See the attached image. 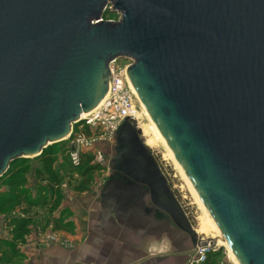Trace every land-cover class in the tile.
I'll list each match as a JSON object with an SVG mask.
<instances>
[{"label":"water","instance_id":"95a60500","mask_svg":"<svg viewBox=\"0 0 264 264\" xmlns=\"http://www.w3.org/2000/svg\"><path fill=\"white\" fill-rule=\"evenodd\" d=\"M117 58L236 263L264 264V0H0V177L66 139ZM141 146L131 178L185 219Z\"/></svg>","mask_w":264,"mask_h":264},{"label":"crops","instance_id":"0c3cea01","mask_svg":"<svg viewBox=\"0 0 264 264\" xmlns=\"http://www.w3.org/2000/svg\"><path fill=\"white\" fill-rule=\"evenodd\" d=\"M108 175L91 192H69L70 214H19L30 219L24 242L0 264H186L192 240L170 214L146 203L145 186Z\"/></svg>","mask_w":264,"mask_h":264},{"label":"rangeland","instance_id":"374dc122","mask_svg":"<svg viewBox=\"0 0 264 264\" xmlns=\"http://www.w3.org/2000/svg\"><path fill=\"white\" fill-rule=\"evenodd\" d=\"M105 14V15H104ZM104 14L101 19L105 20H118V12H113L108 7L106 8ZM107 17V18H105ZM125 62V61H124ZM120 63H123L121 61ZM140 105V103H139ZM139 115V114H138ZM138 122H133L135 126V130L139 135V139L144 143V137L142 135L141 128L143 125L148 123L146 116L142 111V106L140 105V115L137 117ZM79 123L72 124L73 132L77 131V127ZM112 143V141H111ZM145 144V143H144ZM66 140H61L55 143L48 144L46 149L50 150V158L53 161L52 170L59 172L61 176L60 182V200L58 207L54 208L59 211V214H70V208L65 207L64 200L71 196L69 192H75V194H79L82 192H91V189L101 183L107 177V169L110 167V157L113 155L114 149L111 148L108 143H101L99 146L106 154V158L103 166L97 165L96 163H91L94 166V169L87 174L86 177H81L82 170H84V165L78 167H72L69 164L67 153H66ZM115 143L113 144V146ZM145 148L149 151L150 155L153 156L161 168V172L163 173L164 179L170 186L173 191L176 199L187 216L192 228L196 231L198 227V217H203L201 203L197 200L195 194L191 190L188 185L184 175L177 167L173 157L166 150V148L160 143L156 141L155 144L148 146L144 145ZM45 156H49L46 153ZM44 158H47L45 157ZM21 165H27L28 171L24 175L25 182L24 183H10V178H5L3 182H0V197L3 196H16L19 198V202L12 209H8L5 211V215H13L19 217V214H36L33 210H29L24 207V212H21L23 205V199L26 200H35L38 197L47 198L49 197V193L46 191L45 183H40L36 177L35 170L42 169V161L39 158V155L27 157L24 159V162L20 163ZM16 168V166L14 167ZM45 211H48L46 209ZM44 212V211H43ZM18 214V215H17ZM48 214H51V211H48ZM4 215L1 216L0 221V258L6 260L8 258L12 259L17 256V254L13 253L11 250L7 248V244L12 240V237H9L8 230L4 229V225L2 222ZM4 230L6 233H4ZM204 234V233H203ZM205 236H211V232H207L204 234ZM213 238V237H210ZM208 264H233L226 252V249L223 246H220L218 250L213 253V256L210 257Z\"/></svg>","mask_w":264,"mask_h":264},{"label":"built area","instance_id":"2783aa9c","mask_svg":"<svg viewBox=\"0 0 264 264\" xmlns=\"http://www.w3.org/2000/svg\"><path fill=\"white\" fill-rule=\"evenodd\" d=\"M121 61L123 63H120ZM130 64L131 61L118 58L110 62L106 96L93 112L78 119L77 131L73 132L71 129L70 134L64 139L67 143L68 161L72 167L80 166L85 154L92 156L91 163L103 166L106 154L99 147L101 143L105 142L112 146L118 129L125 121L138 122L139 100L130 86L126 73ZM196 238V244L186 253V264H202L220 247L204 235L196 233Z\"/></svg>","mask_w":264,"mask_h":264},{"label":"trees","instance_id":"16d2710c","mask_svg":"<svg viewBox=\"0 0 264 264\" xmlns=\"http://www.w3.org/2000/svg\"><path fill=\"white\" fill-rule=\"evenodd\" d=\"M105 15V14H104ZM107 18V17H105ZM46 153H48L49 156H45ZM50 150H47L46 148L39 154V158L42 161V169L41 170H35L36 172V179L40 183H45L46 185V191L49 193V197L42 198L38 197L35 200H26L23 199V202L25 204L23 205V208L21 212H24V207L27 209V212L29 210L35 209L40 210V212L45 211L48 209V211H53L54 208L58 207V204L60 203V182H61V176L59 172L52 170V163L54 160L50 158ZM47 157V158H44ZM25 158H20L15 160L13 163L10 164L7 172L0 177V182H3L5 178H10V183H24L25 178L24 175L28 171V166L24 164H20L21 162H24ZM92 156L89 154H85L82 158L80 166L82 164L84 165V170H82L81 177H86L89 172H91L94 169V166L91 164ZM16 166V168H14ZM79 168V167H78ZM61 189V188H60ZM19 202V198L12 195H7L0 197V215H4L3 217V223L4 226H6V229H8V233L11 234L12 240L7 244V248L11 250L13 253H17V250L15 249V246L17 244H22L24 242V235L27 233V227L30 224V219L26 217H17L12 215H5V211L8 209H12L15 205H17ZM38 213V212H37ZM213 256V254L209 255L207 260L202 264H208L210 257ZM0 260H3L0 258Z\"/></svg>","mask_w":264,"mask_h":264},{"label":"flooded vegetation","instance_id":"af4514ba","mask_svg":"<svg viewBox=\"0 0 264 264\" xmlns=\"http://www.w3.org/2000/svg\"><path fill=\"white\" fill-rule=\"evenodd\" d=\"M122 126H123V124H122ZM122 126L118 129L117 134H116L118 137L117 140H118V145L120 148H119V151L117 152V143L115 142V146H113L114 151L112 152L113 155L110 157L111 165L108 168V172H109L108 177L111 176V178H114V177H116V175H118V176L120 175V176H124L126 178H129V179L135 180L136 182L145 186L147 188L146 189L147 190V199H146L147 201H146V203H148L152 207V209L158 210V211H164L167 214H170L171 220L183 232H185L184 230L188 229L189 227H191V229H193L189 220L187 219V216L185 217V219H183V217L177 211H174L173 213L168 212L166 210L161 209L158 206L157 194L154 192V190L152 189V187L149 184H147L146 182H144L142 180H137V179L131 178L130 174L132 175V172H133V168H132L133 161L129 160L127 158L124 159L123 154L127 153V151L129 153L131 152L130 151V149H132L130 147L131 145L133 146V148H137V146L140 147L142 145L143 149H145L144 159L147 160L148 163H151L153 166L157 167V172L159 173V175L161 176L162 181H163L164 193L166 195L171 196V197L173 196L176 199V196L174 195L170 186L168 185V183L164 179V176H163V173L161 172L160 166L156 162L155 158L153 156H151L149 151L145 148V146H144L145 144L139 139V135L135 130L134 124L131 122H127L126 128L124 127L125 129L122 128ZM122 130H123V133L119 134V131H122ZM130 156L133 157L132 155H130ZM113 168H115L117 171H114ZM131 168H132V171H131ZM133 174H136V173L133 172ZM183 213H184V211H183ZM185 233L189 236L187 231Z\"/></svg>","mask_w":264,"mask_h":264},{"label":"bare ground","instance_id":"6f19581e","mask_svg":"<svg viewBox=\"0 0 264 264\" xmlns=\"http://www.w3.org/2000/svg\"><path fill=\"white\" fill-rule=\"evenodd\" d=\"M130 86L134 92V94L136 95V97L138 98L133 85L130 82ZM139 100V98H138ZM140 105L142 106V111L144 113V115L146 116L148 123L143 125L141 128L142 131V135L144 137L145 140V145L151 146L153 144L156 143V141H159L160 143H162V145L166 148V150L171 154V156L173 157L177 167L179 168V170L182 172V174L184 175L188 185L190 186L191 190L193 191V193L195 194L197 200L201 203V207H202V212H203V217H198V227L196 228L195 233H197L198 235H204L207 232H211V236L207 237L211 242L218 244L219 246H223L226 249V252L231 260V262L233 264H237L235 258L229 253L227 245L221 235V233L218 231L216 225L212 222L211 218L209 217L206 208L204 207V205L202 204L199 196L197 195L195 189L191 186L189 180L187 179V177L185 176L181 166L179 165V163L177 162L174 154L172 153V151L169 149V147L166 144L165 139L162 137V135L160 134L158 128L156 127L155 123L151 120L146 108L144 107V105L141 103V101L139 100ZM99 105V104H98ZM97 105V106H98ZM97 106H95L93 109H91L89 112H87L86 114H84L83 116H81L80 118H84L85 116H87L88 114H90L91 112H93ZM139 116V115H138ZM137 116V117H138ZM204 233V234H203ZM205 236V235H204ZM213 237V238H210Z\"/></svg>","mask_w":264,"mask_h":264}]
</instances>
